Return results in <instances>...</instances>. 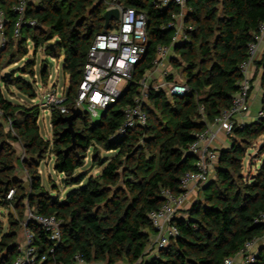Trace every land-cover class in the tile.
Masks as SVG:
<instances>
[{
	"label": "trees",
	"instance_id": "obj_1",
	"mask_svg": "<svg viewBox=\"0 0 264 264\" xmlns=\"http://www.w3.org/2000/svg\"><path fill=\"white\" fill-rule=\"evenodd\" d=\"M15 3L0 0L8 37V46L0 55V108L4 112L0 119L11 120L14 131L5 132L0 123V203L13 206L19 218L11 215L10 229L5 233L0 223V264H12L17 256V231L28 207L35 213L63 219L61 241L52 254H48L52 244L46 233L37 224H29L40 253L49 255L43 264H71L76 254L89 264H223L226 258L237 256L246 242L264 236V221L260 220L264 215V145L257 153L261 163L255 173L245 176L243 172L248 149L264 135V117H260L235 129L229 146L219 151L216 177L201 188V197L186 210L187 216L176 219L179 236L158 254L145 258L156 233L150 214L162 207V190L176 195L183 192L181 177L195 169L196 156L190 154V144L231 105L239 89L240 65L264 22V0H187L183 25L187 38L175 43L174 28L169 26L173 14L181 11L175 4L159 7V0H38L29 4L26 13L27 19H36L38 24L31 27L25 23L21 37L14 39L18 18L12 9ZM111 3L147 15L148 46L136 65L134 79L99 121L84 116L80 124L74 122L75 141L63 122L68 114L54 111L53 142L45 140L37 123L40 107L15 104L4 91L14 85L25 97H36V58L9 75L1 73L3 59L10 58L9 64L23 59L29 41L34 43L35 55L44 48L49 59L63 56L62 70L69 76L65 104L71 109L83 79L88 49L95 36L104 31L103 14ZM161 45L172 48L170 64L188 91L169 96L164 90L151 89L145 104L148 124L117 136L123 108L139 92L138 82L153 68ZM16 71H20L19 76ZM48 75L43 59L40 76L44 83ZM166 80L177 81L172 73ZM7 137L22 144L24 158L17 156ZM91 147L93 165L102 167L96 176L79 171ZM100 148L114 155L101 158L97 153ZM49 152L56 156L55 170L67 177L64 184L80 186L62 200L42 184L39 167ZM17 166L27 170L28 185L16 175ZM11 188L16 192L7 200ZM251 264H264V247Z\"/></svg>",
	"mask_w": 264,
	"mask_h": 264
},
{
	"label": "built area",
	"instance_id": "obj_2",
	"mask_svg": "<svg viewBox=\"0 0 264 264\" xmlns=\"http://www.w3.org/2000/svg\"><path fill=\"white\" fill-rule=\"evenodd\" d=\"M38 0H16L12 9L18 14L17 21L13 30V38L21 37V29L27 23L28 26H36V19L26 18L27 8L30 3ZM187 0H159V7L175 4L181 11L173 14V21L169 26L174 28L172 40L175 42L185 40L187 37L183 31V26L177 23L178 18L186 12ZM117 7L120 10V18L114 29L104 30L97 34L88 49L87 62L83 69V79L79 85L72 108H80L91 120L98 117L99 110L105 111L108 107L115 104L127 90L129 83L134 79L136 65L141 61L146 53L148 46L147 35V15L133 7H124L121 4H107V9ZM5 12L0 8V48L8 46V37L5 35ZM264 34V22L261 23L257 40L249 46L248 57L240 65L242 78L239 82V89L233 96L231 105L222 110L216 116L213 123L207 128L196 134V140L190 144L189 152L196 156L195 169L186 172L180 179V186L183 192L179 195L174 194L169 189H163V205L150 214V219L156 233L151 237L146 249L145 258L150 255L158 254L159 250L166 248L170 240L179 236V228L176 219L182 217L184 204L193 188L201 189L204 185L216 177V168L219 160V152L214 149L218 135L224 133L230 137L234 130L243 128L246 124L239 121L237 117L247 111L250 103V95L253 84L249 77V68L258 49L260 38ZM172 48L169 46H158L156 57L153 60V68L139 80V92L133 96L130 104L123 108V123L117 129L116 135L123 136L129 130L138 126L148 124V114L145 104L148 102V94L151 89L155 91L164 90L169 96L183 95L188 91L184 81L177 79L176 82L166 80L170 73L163 70V78L157 84L150 83V76L153 70L164 67L165 60L169 59ZM49 67V66H48ZM53 67V64H52ZM52 67H49L51 71ZM49 71L48 81L44 83L41 76L37 73L33 83L36 89L35 98H23L20 104L37 105L50 113L59 111L62 114H70L71 109L65 104L68 98L66 86L59 89L56 83H52L53 75ZM42 91V98L38 102V91ZM4 117V112L0 108V118ZM264 117L262 108L259 110L256 120ZM14 134L11 120H6ZM21 148V152H23ZM24 158L25 153L23 152ZM25 173L28 175L26 169ZM16 188H11L6 196L7 200H12ZM264 221V215L260 218ZM33 222L41 227L46 233L51 247L48 254H52L61 241V228L63 219L56 215H43L35 213L29 207L27 215L21 222L23 229L22 237L17 241V256L12 264H43L47 258V253H40L35 243V235L29 227ZM255 240L248 241L240 249L237 256H241V264H251L256 261L258 250L254 248ZM236 257V256H235ZM235 257H228L223 264H235ZM142 261V259H140ZM71 264H89L79 254H76Z\"/></svg>",
	"mask_w": 264,
	"mask_h": 264
},
{
	"label": "rangeland",
	"instance_id": "obj_3",
	"mask_svg": "<svg viewBox=\"0 0 264 264\" xmlns=\"http://www.w3.org/2000/svg\"><path fill=\"white\" fill-rule=\"evenodd\" d=\"M112 21H113V28H110V29H114L118 23L117 19H114ZM6 48L4 49L0 48V54L4 52ZM34 57L36 58L35 72L38 75H40L41 62L43 61V59L46 58V53L44 51V48H39L35 55V46L32 41H29L28 53L23 57V59L16 61L14 64H9L10 58H8L7 56L4 57L3 59L4 62L2 63V68H1V73L2 74H5V73L10 74L11 72L14 73L15 70H17V68L21 66L25 61L34 59ZM50 61L53 64L51 71L49 70L53 75L52 83L55 82L59 89H61L64 86H66L68 89L69 88V76H65L62 70L64 57L63 56H60V58L51 57ZM15 75L19 76L20 71H16ZM150 83L157 84L155 80L151 81ZM4 91H5L6 97L10 101L14 102L15 104L20 103L22 99L25 98L22 92L14 85H10L9 87L7 86L4 89ZM41 98H42V91L40 90L38 91V102L39 103L41 101ZM103 114H104V111L99 110V115L98 117L94 118V120L99 121ZM84 116H88V115L84 114ZM81 119L82 118L78 119V124L81 123ZM0 123H2V126L5 132L13 133L6 121H3V119H0ZM37 123L40 128V133L42 137L45 140H50L51 142H53L52 113H50L48 110H44L40 108V115L38 117ZM7 140L13 144V147L16 150L17 156L21 158L24 152V150L23 152H21V148H23L22 144L19 141L14 140L13 138H10V137H7ZM263 145H264V135H262L257 140H255L253 144L251 145V148L248 149L249 151H248L246 158L244 159V165H243V172L245 176L255 173V171L257 170V167L260 165L261 159H258L257 153H258V150L263 147ZM93 152H94V147H91L87 153V157L85 158V163L83 167L79 169L80 172L88 171L90 176L91 175L96 176L102 170V167L93 165L92 163ZM97 153L101 156V158H109L114 155L113 152L106 151L102 148H100ZM55 158H56L55 154L53 152H49L46 158L41 162V165L39 167V172L42 177V184L44 185L46 191L49 192L53 197H59L62 200L66 197V195L70 191L80 186L79 185L67 186L64 184L62 179L64 178V181H65V178L67 177L63 174H60L59 172L55 170V164H54ZM261 158H264V154L261 156ZM16 175L26 185L29 184V176L25 173L24 169H20V167L17 166ZM86 182H87V179L84 182V184ZM54 184L57 186V188L54 186ZM11 215L14 218H19V215L13 206L7 207L0 203V223L2 225V231L4 233L9 231L10 229ZM26 215H27V211L25 212L24 218L26 217ZM22 234H23V229L22 227H20L18 228V231H17L18 240L22 237ZM92 264H106V263H92ZM118 264H127V263L119 262Z\"/></svg>",
	"mask_w": 264,
	"mask_h": 264
},
{
	"label": "crops",
	"instance_id": "obj_4",
	"mask_svg": "<svg viewBox=\"0 0 264 264\" xmlns=\"http://www.w3.org/2000/svg\"><path fill=\"white\" fill-rule=\"evenodd\" d=\"M184 20H185V14L183 13L182 15L179 16L177 21L179 26L182 27L184 25ZM173 54L174 52L173 50H171L170 56ZM165 67L166 70H168L170 73L175 75L176 79L180 81L183 80L182 76L178 73L177 69L170 64V60L166 59L164 67H159L153 70L150 76V81L155 80V82L159 83L163 78V70L165 69ZM249 77L253 84L252 92L250 95L249 107L246 112H244L243 114L237 117L239 121H243L245 123H251L256 121L258 112L262 108V102L264 98V34L260 38L257 52L250 65ZM229 144H230V138L226 136L224 133H220L213 147L219 152L221 149L227 148ZM20 169H25V168L21 166ZM200 196H201V189H198L197 187L193 188L192 192L185 201L182 217L187 216L186 210L190 208ZM260 247H264V236L257 239L255 242L254 248L259 250ZM234 263L241 264L242 263L241 256H236Z\"/></svg>",
	"mask_w": 264,
	"mask_h": 264
},
{
	"label": "water",
	"instance_id": "obj_5",
	"mask_svg": "<svg viewBox=\"0 0 264 264\" xmlns=\"http://www.w3.org/2000/svg\"><path fill=\"white\" fill-rule=\"evenodd\" d=\"M119 18H120V10L117 7L106 9V11L103 14L104 30H109L111 28V21L114 19L118 20ZM46 65H48L50 68L52 67V62L50 61L49 57L45 58V66ZM6 75L9 74L6 73ZM83 117H84V113L80 108H72L71 113L63 117V122L67 124L66 131L72 135L73 141H75L74 122L79 118H83ZM62 180L64 182V178ZM208 184L209 182L206 185Z\"/></svg>",
	"mask_w": 264,
	"mask_h": 264
}]
</instances>
